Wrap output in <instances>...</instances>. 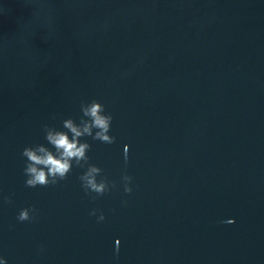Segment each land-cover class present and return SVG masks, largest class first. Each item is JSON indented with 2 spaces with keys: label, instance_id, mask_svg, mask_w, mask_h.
Returning <instances> with one entry per match:
<instances>
[{
  "label": "water",
  "instance_id": "obj_1",
  "mask_svg": "<svg viewBox=\"0 0 264 264\" xmlns=\"http://www.w3.org/2000/svg\"><path fill=\"white\" fill-rule=\"evenodd\" d=\"M92 100L115 142L27 187L23 149ZM0 259L264 264V0H0Z\"/></svg>",
  "mask_w": 264,
  "mask_h": 264
},
{
  "label": "clouds",
  "instance_id": "obj_2",
  "mask_svg": "<svg viewBox=\"0 0 264 264\" xmlns=\"http://www.w3.org/2000/svg\"><path fill=\"white\" fill-rule=\"evenodd\" d=\"M81 112L82 119L79 124L72 119L63 121V128L67 131L45 126V138L55 151L44 145L25 147L23 149L21 155L26 158L24 175L27 187H47L64 180L72 169L73 161L78 166L84 167L89 159L87 152L90 149V145L87 142H81L82 137L91 136L93 140H98L105 144L115 142V137L110 135L113 117L106 112L105 106L101 102L92 100L82 104ZM124 153L125 163L127 164V146H125ZM101 173V168L95 165L87 166L86 171L80 176L81 186L86 193H95L97 196H102L110 191V187H115L114 184L110 185L106 178L98 180L97 177L101 176ZM122 180L124 192L131 193L132 187H130V184L132 177L125 174ZM35 211V208L21 209L17 215V220L20 222L29 221L34 218L32 213ZM91 214L95 215V210ZM104 218V215L101 214L98 220L103 221ZM0 264H7V262L0 259Z\"/></svg>",
  "mask_w": 264,
  "mask_h": 264
}]
</instances>
